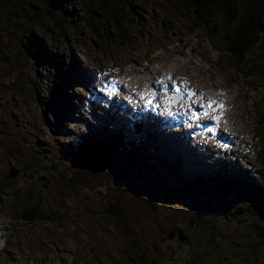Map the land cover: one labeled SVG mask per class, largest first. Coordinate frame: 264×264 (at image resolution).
Masks as SVG:
<instances>
[{
  "label": "rangeland",
  "instance_id": "1",
  "mask_svg": "<svg viewBox=\"0 0 264 264\" xmlns=\"http://www.w3.org/2000/svg\"><path fill=\"white\" fill-rule=\"evenodd\" d=\"M67 2L70 17L55 24L43 0H1L0 185L8 186L0 189V264H264V226L250 203L195 182L254 165L260 44L238 69L221 23L200 28L179 0H109L105 11L95 0ZM116 7L130 19L123 33ZM33 37L70 60L69 82L32 59L24 42ZM58 90L69 100L63 109L50 94ZM137 123L145 124L136 137L146 173L119 177L118 152H101L102 163L70 155L80 135L133 133ZM167 145L191 159L174 161ZM36 211L40 220L23 219Z\"/></svg>",
  "mask_w": 264,
  "mask_h": 264
},
{
  "label": "trees",
  "instance_id": "2",
  "mask_svg": "<svg viewBox=\"0 0 264 264\" xmlns=\"http://www.w3.org/2000/svg\"><path fill=\"white\" fill-rule=\"evenodd\" d=\"M47 6V12L49 18L55 24H62L65 22L66 17H70L67 10L69 3L64 4V0H43ZM93 1V0H88ZM185 9L190 12L198 26L206 31H216L221 23V30L219 33L224 38L225 46L234 61L237 68H241L244 64L246 56L260 44V50L262 51L264 58V0H179ZM71 2H77V0H71ZM95 4L101 6V11L108 9V5H112L109 0H95ZM126 3V0H123ZM90 3V2H88ZM0 0V5H1ZM91 4V3H90ZM113 6V5H112ZM129 6L133 8L131 4ZM114 11L113 19L116 23L115 27L120 33H123L121 23L123 19H129L124 16L123 11L116 7ZM130 20V19H129ZM40 21H33L32 26L40 28ZM88 24L94 27L91 21ZM111 28V27H110ZM109 31L106 28L109 37H112V28ZM114 38V37H113ZM24 46L28 53L32 56V59L42 58L58 69L57 80L69 81L72 78L70 75H64L65 72L71 68L72 65L69 61L65 63L63 59H57L58 57L50 51L48 45H44L36 37L31 38L28 42H24ZM40 60V59H38ZM52 99L57 101V106L61 108L63 98L66 99L65 92L59 91L56 95L53 91L50 92ZM60 99V100H59ZM66 103L69 100L66 99ZM135 125L131 130L123 131L122 133H110L106 132L103 135L94 136H82L80 135L74 143H71L68 148L70 155L77 156L82 153L93 154L96 151L102 152L105 158H111L114 154L120 153L122 165L117 170L119 177H126L136 172V169L140 173H146V168L142 165H138L139 155L137 154V147L139 139L136 136L141 135L142 130L145 128L144 123ZM257 124L260 126L256 131V135L260 140V149L257 155L254 156V165L247 163L245 170L239 172L223 171V174H218V177L209 179L207 183H200L204 185L205 193H210L219 188L221 192L227 195H235L252 206L251 211L258 222L264 226V113L257 120ZM149 139H151L149 137ZM156 143V141L154 142ZM152 148V146H150ZM155 149L158 152V146L155 144ZM68 152V153H69ZM118 152V153H117ZM123 180L127 178H121ZM74 181V178L71 179ZM6 181L2 182L0 189L7 188ZM80 180L74 181V184H79ZM32 196V194H29ZM30 198V197H28ZM117 215V212L110 213ZM39 218L38 211L33 214H24L23 219L28 222H34ZM259 223V224H260ZM260 224V225H261ZM260 231V229H257ZM259 238H264V227L258 234Z\"/></svg>",
  "mask_w": 264,
  "mask_h": 264
},
{
  "label": "bare ground",
  "instance_id": "3",
  "mask_svg": "<svg viewBox=\"0 0 264 264\" xmlns=\"http://www.w3.org/2000/svg\"><path fill=\"white\" fill-rule=\"evenodd\" d=\"M137 60V59H136ZM132 62V61H131ZM142 62V61H141ZM140 64V63H139ZM133 65V64H132ZM69 82V81H68ZM177 102H178V100H177ZM193 107V106H192ZM136 108V107H135ZM142 108V107H141ZM140 109V108H139ZM192 111H195V109H193ZM160 114V113H159ZM158 115V114H157ZM127 127V126H126ZM126 130V129H125ZM144 130V129H143ZM181 131H183V129H181L180 130V132ZM123 132V131H122ZM157 137V136H156ZM167 147H169V149H167V151H166V154L167 155H169V156H171L172 157V159H174V161H176V162H184V161H186L187 159H191V157L190 156H183V154L182 153H174V151L173 150H171V148H173L174 149V146H171V145H167ZM167 147H164V148H167ZM170 153H172V154H170ZM178 155V156H177ZM182 156V157H181ZM183 158L185 159V160H183ZM168 160V162H171V160L170 159H167ZM218 174H220V173H218ZM181 175V174H180ZM192 177H194L193 175H191ZM202 178H203V180H205V177H203L202 176ZM196 180H195V182H196V186L197 187H201V185H200V183L199 182H201V178L199 177V178H195Z\"/></svg>",
  "mask_w": 264,
  "mask_h": 264
},
{
  "label": "water",
  "instance_id": "4",
  "mask_svg": "<svg viewBox=\"0 0 264 264\" xmlns=\"http://www.w3.org/2000/svg\"><path fill=\"white\" fill-rule=\"evenodd\" d=\"M99 153H101V152H95V153H93V154H85V153H82V154H78L77 155V157L75 158L77 161L78 160H81L82 158H88L89 160H91L92 158H98V162L99 163H102V160H103V158H101V157H103V154L101 155V154H99ZM81 155H84L83 157H81V158H78L79 156H81ZM92 162H94V163H96V161L95 160H91ZM89 162L90 161H88V163H82V162H79L80 163V166L81 167H83V168H89ZM94 170H98L95 166L94 167H92ZM13 177H15L16 176V173H13V174H11Z\"/></svg>",
  "mask_w": 264,
  "mask_h": 264
},
{
  "label": "snow or ice",
  "instance_id": "5",
  "mask_svg": "<svg viewBox=\"0 0 264 264\" xmlns=\"http://www.w3.org/2000/svg\"><path fill=\"white\" fill-rule=\"evenodd\" d=\"M148 103L151 104V101L149 100ZM213 103H214V102H209V104H208V108H209V109H212V105H213ZM220 110H223V105H220ZM204 115H207V112H205ZM192 118H193V119H197V118H198V114H197V112H195V111L192 112Z\"/></svg>",
  "mask_w": 264,
  "mask_h": 264
}]
</instances>
